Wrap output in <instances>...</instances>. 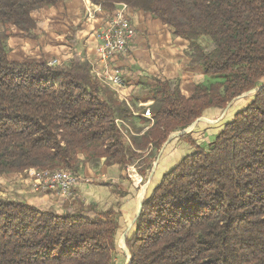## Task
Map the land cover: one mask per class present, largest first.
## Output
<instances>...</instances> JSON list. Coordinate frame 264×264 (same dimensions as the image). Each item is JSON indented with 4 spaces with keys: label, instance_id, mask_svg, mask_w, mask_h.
<instances>
[{
    "label": "trees",
    "instance_id": "16d2710c",
    "mask_svg": "<svg viewBox=\"0 0 264 264\" xmlns=\"http://www.w3.org/2000/svg\"><path fill=\"white\" fill-rule=\"evenodd\" d=\"M60 1L0 0V176L77 174L83 156L95 166L141 161L144 177L173 133L264 85V0H90L160 20L189 42L207 78L190 97L174 82L159 84L153 126L127 143L117 124L126 112L101 97L88 61L51 67L9 57L11 29L34 37L33 13ZM119 216L0 197V264H114ZM126 245L130 264H264V87L211 144L163 176Z\"/></svg>",
    "mask_w": 264,
    "mask_h": 264
},
{
    "label": "crops",
    "instance_id": "0c3cea01",
    "mask_svg": "<svg viewBox=\"0 0 264 264\" xmlns=\"http://www.w3.org/2000/svg\"><path fill=\"white\" fill-rule=\"evenodd\" d=\"M125 13L131 17L137 36L127 56L115 63V67L123 71L120 74L124 87L116 90L110 85L98 83L101 97L126 112L125 118L120 120V127L132 137L140 138L153 126L144 114L147 110L152 114L159 84L174 82L185 97H190L196 86L204 82L205 74L199 66L192 65L189 42L177 37L150 14L131 8ZM113 14L90 0H61L54 7L33 13L37 23L34 37H26L13 28V48L8 42L9 57L19 63L58 61L62 67L79 59L97 67L96 36ZM186 150V156L193 153L189 147ZM80 160L81 183L69 199L40 187L39 182L27 173L1 175L0 197L25 201L41 210L54 209L59 214L81 206H95L103 211L113 209L120 213L119 230L125 223L127 231L133 233L139 198L133 194L135 188L127 177L131 172L129 166L107 164L105 159L95 166L83 162L84 157ZM1 178H8L10 184ZM6 188L12 193L6 194Z\"/></svg>",
    "mask_w": 264,
    "mask_h": 264
},
{
    "label": "rangeland",
    "instance_id": "374dc122",
    "mask_svg": "<svg viewBox=\"0 0 264 264\" xmlns=\"http://www.w3.org/2000/svg\"><path fill=\"white\" fill-rule=\"evenodd\" d=\"M127 18L129 19V22L134 29V32L136 34L135 35V39H136L137 32L132 24L131 17L127 15ZM12 30L13 28L11 29V32ZM135 39L130 42L129 48L134 43ZM8 42L11 48H13V35L12 34ZM201 42L203 45L208 44V41L205 39L202 40ZM120 72L121 74L123 73L122 70H120ZM206 81H207V78L205 76V80L203 83H205ZM253 96L254 95L252 94L246 98H242L234 102L228 110L225 109V110L208 111L201 118L203 120L198 122V124L195 127L191 128L190 126L188 128L189 133L184 135V136H189L194 141H190L188 139L182 140L181 138L183 136L176 137L172 139V141L169 144H167L166 146L164 145L165 147L163 146V148L161 149L158 155H157V152L155 151L154 152L155 160L153 162V165L150 168V170L146 171V175H144V177H142V175L139 172V170H142L141 161L137 160L133 163H130L129 168L131 172H130V176L128 175L127 177L130 180V183L132 184V186L135 188L133 190V194L135 195V197L140 199V197L143 196V199L145 201V199H147L152 194L153 189L156 188V186L162 180L163 176L166 173H168L172 168H174L179 163L180 159L184 157V155L186 156V153H187L186 149L188 147L191 148V151H193L194 153L195 151H197L198 146H205V145L211 144L214 141L216 135L222 129L223 125L231 122L234 118V115L242 111L251 102ZM151 116L152 118L150 117V120L153 119V113L151 114ZM121 130L123 132V135L127 143H129L128 140H132L133 138H135V137H132L130 134H128L126 130H124L123 128H121ZM194 142L197 143L196 145L197 147L194 145ZM141 154L143 156L145 155L147 156L149 155V152L145 151V153H141ZM169 157L170 159H168ZM84 159L85 161L83 162L86 163V158L84 157ZM77 175L79 176V180H80L79 184H80L82 175L79 172L77 173ZM7 179L1 178V180L6 181L7 184H10L11 181ZM4 192L6 194H10V192L12 193V191L7 188L4 190ZM7 198L10 199V197H7ZM127 229H128V226L127 224L125 225L124 223L118 232L117 249H116L115 256H114V264H127L131 257L130 252L126 245V240H127V237L132 235V233L129 232L130 230L127 231ZM126 231H127V234H125ZM124 236H125V242H124Z\"/></svg>",
    "mask_w": 264,
    "mask_h": 264
},
{
    "label": "built area",
    "instance_id": "2783aa9c",
    "mask_svg": "<svg viewBox=\"0 0 264 264\" xmlns=\"http://www.w3.org/2000/svg\"><path fill=\"white\" fill-rule=\"evenodd\" d=\"M128 9L125 5H121L107 19L104 28L97 33L96 52L99 57V67L92 65L91 68V74L97 82L110 85L116 90H121L124 87V80L114 64L127 55L130 42L135 39L136 35L125 13ZM49 65L62 67L58 61H52ZM145 116L149 119L152 118L151 111L147 110ZM151 121L153 122V119ZM120 123L117 121L119 127ZM25 173L36 179L40 187L53 190L64 199L72 197L80 182L79 176L71 170L37 171L32 169Z\"/></svg>",
    "mask_w": 264,
    "mask_h": 264
},
{
    "label": "water",
    "instance_id": "95a60500",
    "mask_svg": "<svg viewBox=\"0 0 264 264\" xmlns=\"http://www.w3.org/2000/svg\"><path fill=\"white\" fill-rule=\"evenodd\" d=\"M264 87V85L262 86V87H259V88H257V89H255V90H253L252 92H249V93H246V94H244V95H242V96H240V97H238L237 99H235L227 108H226V110H228L229 108H230V106L234 103V102H236V101H238V100H240V99H242V98H246V97H248V96H250V95H255V94H257L262 88ZM203 119H199L196 123H194L192 126H191V128L192 127H195L197 124H198V122H200V121H202ZM189 129H187V130H185V131H183V132H178V133H173L170 137H169V139H168V141H167V143L165 144V146L167 145V144H169L171 141H172V139H174V138H176V137H181V136H184V135H186L187 133H189V131H188ZM164 146V147H165ZM143 203H144V199H143V196H141L140 197V199H139V206H138V216L141 214V212H142V209H143ZM124 242H125V236H124ZM130 261H131V257H130V259H129V262L127 263V264H130Z\"/></svg>",
    "mask_w": 264,
    "mask_h": 264
}]
</instances>
